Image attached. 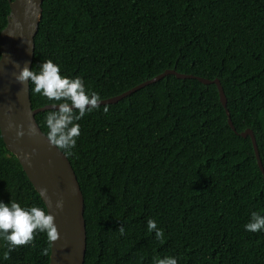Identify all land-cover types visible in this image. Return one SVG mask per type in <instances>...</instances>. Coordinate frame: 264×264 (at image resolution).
I'll return each instance as SVG.
<instances>
[{
  "label": "trees",
  "instance_id": "16d2710c",
  "mask_svg": "<svg viewBox=\"0 0 264 264\" xmlns=\"http://www.w3.org/2000/svg\"><path fill=\"white\" fill-rule=\"evenodd\" d=\"M9 11L0 0V31ZM34 44L33 71L51 60L101 99L167 69L218 78L236 129L214 83L174 74L87 113L67 155L84 197V264H264V231L244 227L264 214V176L238 133L252 129L264 167V0H43ZM29 94L33 108L52 103L30 83ZM50 110L35 115L44 133ZM0 200L47 212L1 133ZM49 255L45 233L10 251L0 238V264Z\"/></svg>",
  "mask_w": 264,
  "mask_h": 264
},
{
  "label": "water",
  "instance_id": "95a60500",
  "mask_svg": "<svg viewBox=\"0 0 264 264\" xmlns=\"http://www.w3.org/2000/svg\"><path fill=\"white\" fill-rule=\"evenodd\" d=\"M42 1L9 0L10 11L6 25L0 31V133L5 147L19 161L43 200L47 212L55 217L59 238L50 241L48 264H84L86 227L82 190L69 158L48 143L46 133L41 130L35 118L38 112L51 109L50 104L33 108L29 83L21 84L14 78L19 68L25 65L31 68L34 37L42 16ZM167 74H174L179 78H196L204 84L214 83L226 110L227 122L236 131L226 108L227 99L220 80L184 74L174 69H167L118 95L102 99L101 104L117 102ZM18 126L24 129L23 136H16ZM29 126L36 130L33 135L27 134ZM238 133L244 137L250 136L257 165L264 176V167L252 129L245 128ZM26 156H30V163L25 162ZM42 188L47 189L44 197L40 192ZM57 199L63 201L62 209L55 208Z\"/></svg>",
  "mask_w": 264,
  "mask_h": 264
},
{
  "label": "clouds",
  "instance_id": "9594fccd",
  "mask_svg": "<svg viewBox=\"0 0 264 264\" xmlns=\"http://www.w3.org/2000/svg\"><path fill=\"white\" fill-rule=\"evenodd\" d=\"M14 78L21 84L30 83L34 93L52 102L49 105L51 110L45 117L48 129L46 139L51 146L64 154H73L77 138L81 134L78 121L87 113L100 109L101 96L96 92L86 91L81 77L70 78L62 75L60 66L51 60L41 63L38 71H33L25 65L19 68ZM102 111L107 113L109 109L105 106ZM35 131L29 126L27 134L33 135ZM24 134V129L18 126L16 136ZM25 162L30 163V156L25 157ZM40 192L43 197L47 195V189L42 188ZM54 206L62 209L63 201L57 199ZM54 220L55 217L43 208L23 207L15 201L5 203L0 200V238L7 243L9 251L16 246L30 244L34 234L38 232L45 233L49 241H56L59 232ZM244 227L249 232L264 231V214L252 212L249 222ZM147 229L154 232L158 240L163 237L162 229L157 227L154 220L147 221ZM119 232L121 235L125 234L123 226L119 227ZM44 253L47 254V249ZM7 257L8 253L5 252L4 258ZM156 264H178V260L174 256H165L157 260Z\"/></svg>",
  "mask_w": 264,
  "mask_h": 264
}]
</instances>
